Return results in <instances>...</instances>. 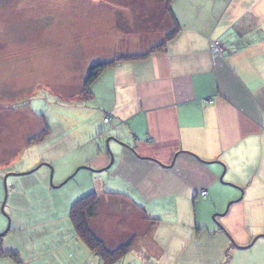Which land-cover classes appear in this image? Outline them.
<instances>
[{
  "label": "crops",
  "instance_id": "crops-1",
  "mask_svg": "<svg viewBox=\"0 0 264 264\" xmlns=\"http://www.w3.org/2000/svg\"><path fill=\"white\" fill-rule=\"evenodd\" d=\"M165 7V0H115L117 55L149 53L116 62L92 82L86 100L97 108L88 130L51 131L58 132L50 160L62 153L61 140L78 152L57 180L55 170L52 181L44 174L43 195L68 200L78 188L61 197L56 190L83 170V195L94 184L99 191L90 229L109 249L135 239L114 264H264V0ZM58 212L48 214L54 240L32 248V264H103L68 213L57 226ZM207 216L201 251L199 220Z\"/></svg>",
  "mask_w": 264,
  "mask_h": 264
},
{
  "label": "rangeland",
  "instance_id": "rangeland-1",
  "mask_svg": "<svg viewBox=\"0 0 264 264\" xmlns=\"http://www.w3.org/2000/svg\"><path fill=\"white\" fill-rule=\"evenodd\" d=\"M165 3L167 9L171 0ZM115 35V0H0V248L14 254L0 255V264H32V248L54 240L47 235L55 225L48 214L59 211L55 219L63 229L67 205L86 193L83 170L57 188V197L78 188L58 204L43 195L41 180L48 173L52 181L54 170L57 180L76 159L78 150H65L73 143L61 140L62 153L50 160L49 143L58 131H86L93 122L97 101L86 100L82 84L90 65L117 55ZM36 207L48 213L39 219ZM207 217L199 220L201 249L212 221ZM39 220L43 224L35 225ZM70 250L78 253L76 246Z\"/></svg>",
  "mask_w": 264,
  "mask_h": 264
},
{
  "label": "trees",
  "instance_id": "trees-1",
  "mask_svg": "<svg viewBox=\"0 0 264 264\" xmlns=\"http://www.w3.org/2000/svg\"><path fill=\"white\" fill-rule=\"evenodd\" d=\"M177 28H174L166 36V40L176 33ZM163 45V44H162ZM158 47V46H157ZM153 47L151 50H153ZM149 52L122 55L110 61L98 62L88 67L87 76L82 84L81 93L88 94L92 82L109 66L114 65L116 62L125 60H139L148 55ZM98 206V196L95 192H90L80 198L76 199L68 210V217L73 226L76 236L87 246V248L100 256L103 264H114L119 259L124 257L133 247L134 236H131L126 242L119 244L115 248L109 249L105 246L104 242L99 239L88 225V219L91 217ZM0 235V244H1ZM0 255H14L8 250H1ZM28 264V263H25Z\"/></svg>",
  "mask_w": 264,
  "mask_h": 264
},
{
  "label": "built area",
  "instance_id": "built-area-1",
  "mask_svg": "<svg viewBox=\"0 0 264 264\" xmlns=\"http://www.w3.org/2000/svg\"><path fill=\"white\" fill-rule=\"evenodd\" d=\"M108 119H109L108 117L104 118L105 122H108ZM200 194L201 195H206V191L205 190H201Z\"/></svg>",
  "mask_w": 264,
  "mask_h": 264
},
{
  "label": "water",
  "instance_id": "water-1",
  "mask_svg": "<svg viewBox=\"0 0 264 264\" xmlns=\"http://www.w3.org/2000/svg\"><path fill=\"white\" fill-rule=\"evenodd\" d=\"M2 234H4V233H2Z\"/></svg>",
  "mask_w": 264,
  "mask_h": 264
}]
</instances>
